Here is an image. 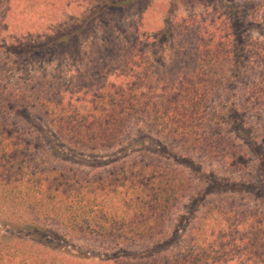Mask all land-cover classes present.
I'll use <instances>...</instances> for the list:
<instances>
[{
  "label": "trees",
  "instance_id": "obj_1",
  "mask_svg": "<svg viewBox=\"0 0 264 264\" xmlns=\"http://www.w3.org/2000/svg\"><path fill=\"white\" fill-rule=\"evenodd\" d=\"M224 2L230 18L207 0H0V264H264V202L222 196L264 198V38L244 43ZM47 56L67 86L22 73ZM255 164L259 184L229 182Z\"/></svg>",
  "mask_w": 264,
  "mask_h": 264
},
{
  "label": "rangeland",
  "instance_id": "obj_2",
  "mask_svg": "<svg viewBox=\"0 0 264 264\" xmlns=\"http://www.w3.org/2000/svg\"><path fill=\"white\" fill-rule=\"evenodd\" d=\"M92 1V0H90ZM232 2V6L235 9V12L237 14V19L234 21L233 19H229L232 20L234 24H237L239 26V28L242 30L240 32V36L242 38V40L244 41V43L248 44V42L256 39V38H264V10L261 11L259 9V0H230ZM207 6H208V11H206V9H202L199 8V13H206L207 15H215V13L217 12L218 14H221L223 16H225L226 18H230V10L227 6V4L224 2V0H207ZM183 14V12H178L176 14H174L170 21H175V19L177 18V15H181ZM185 14V12H184ZM187 15L190 14L189 11H187L186 13ZM129 20L135 21L136 20V15L132 14V16H129ZM154 22V19L153 21ZM236 22V23H235ZM147 37L149 38L147 41L149 43L150 46H152V48H155V45H153L155 42L153 41L154 36L153 33H148ZM92 40V38H89L85 41H83V46L84 47H88L89 42ZM49 56H47L48 58ZM45 59L44 60H40V61H36L33 64H29V65H21V70L22 73L24 74H31L34 72V74L38 73V72H46L49 74L51 81H53L54 79H56V76L61 75L62 77V84L63 86H67L70 78H71V73L68 72L67 70H72V67L66 62L65 58H57V57H49V59ZM49 60V61H47ZM251 75L250 71H243L242 75ZM252 122H254L255 124H258V120L257 119H253ZM168 150L171 153H174L176 151H178L176 149V147H174L171 143H168V145H166ZM194 160H196V158H194ZM171 163H174V161L172 159H170ZM185 172L190 174V169L188 167L185 166H181ZM204 171H217L219 170V167L216 165H211V164H206L203 167ZM238 179H242L243 182H247V183H253V184H259L261 182V177H260V172H259V167L255 164L252 165L248 172L246 174H243L242 176H236L233 175L230 177L229 182L233 183V181H236ZM196 187H197V191L203 190L205 188H208L210 186L209 182H205V181H200L197 180L196 181ZM213 197L214 196H219L218 192L214 191L213 193ZM225 195L222 196H230V198H234V199H239L241 202L247 203L250 206H255V205H259V204H263L264 202V198L261 195V192H256L255 190H252L250 192H245L244 194L239 192V193H224ZM196 211L193 215V219L191 221H193L196 217H198V215L201 212L202 209V203H198L195 207ZM186 210L185 205L181 206L178 213L177 214H182V212L184 213ZM79 244L81 246H87L91 249L96 248L95 244H87V243H83V242H79ZM139 248H135L133 251H139Z\"/></svg>",
  "mask_w": 264,
  "mask_h": 264
}]
</instances>
